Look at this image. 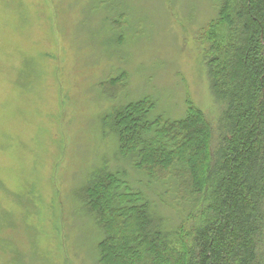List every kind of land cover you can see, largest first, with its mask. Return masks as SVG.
I'll use <instances>...</instances> for the list:
<instances>
[{"label": "rangeland", "instance_id": "obj_1", "mask_svg": "<svg viewBox=\"0 0 264 264\" xmlns=\"http://www.w3.org/2000/svg\"><path fill=\"white\" fill-rule=\"evenodd\" d=\"M217 3L0 0V264H93L100 236L80 191L104 162L126 166L170 224L183 218L171 194L145 188L116 156L104 121L144 95L156 112L181 117L191 98L216 144L223 105L196 33L216 18ZM123 72L124 86H100Z\"/></svg>", "mask_w": 264, "mask_h": 264}, {"label": "trees", "instance_id": "obj_2", "mask_svg": "<svg viewBox=\"0 0 264 264\" xmlns=\"http://www.w3.org/2000/svg\"><path fill=\"white\" fill-rule=\"evenodd\" d=\"M217 2L216 18L196 33L223 105L216 144L191 98L181 117L156 112V99L144 95L104 121L116 156L145 188L162 186L184 216L170 224L126 166L102 163L80 191L100 236L93 264H264V0ZM125 79L100 86L112 91Z\"/></svg>", "mask_w": 264, "mask_h": 264}]
</instances>
